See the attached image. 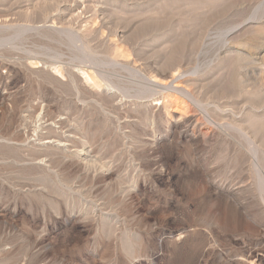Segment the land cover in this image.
Returning a JSON list of instances; mask_svg holds the SVG:
<instances>
[{
  "label": "rangeland",
  "instance_id": "374dc122",
  "mask_svg": "<svg viewBox=\"0 0 264 264\" xmlns=\"http://www.w3.org/2000/svg\"><path fill=\"white\" fill-rule=\"evenodd\" d=\"M0 264H264V0H0Z\"/></svg>",
  "mask_w": 264,
  "mask_h": 264
},
{
  "label": "bare ground",
  "instance_id": "6f19581e",
  "mask_svg": "<svg viewBox=\"0 0 264 264\" xmlns=\"http://www.w3.org/2000/svg\"><path fill=\"white\" fill-rule=\"evenodd\" d=\"M58 1V0H57ZM67 1V0H66ZM57 3V2H56ZM63 3V2H62ZM24 4V3H23ZM60 5V4H59ZM20 12V11H19ZM161 73V72H160ZM160 75V74H159ZM176 75V74H175ZM161 77H163V76H161ZM172 79H175V77L174 76H172ZM149 81V80H148ZM173 81V80H172ZM165 85V84H164ZM179 85V84H178ZM178 85L176 86V87H178ZM180 86V85H179ZM163 87V86H162ZM175 87V86H174ZM161 89V88H160ZM182 89H184V88H182ZM174 90L175 91H177V92H182L181 91V89H178V88H174ZM147 91V90H146ZM163 91V90H162ZM188 91V90H187ZM189 94V93H188ZM166 98V97H165ZM43 142V141H42ZM56 142V141H55ZM48 143V142H47ZM87 156V155H86ZM254 163V162H253ZM216 186V185H215ZM240 186V185H239ZM217 188H219V187H217ZM231 191V190H230ZM217 192V191H216ZM227 192V191H226ZM231 193V192H230ZM232 201V200H231ZM236 201V200H235ZM237 204V203H236Z\"/></svg>",
  "mask_w": 264,
  "mask_h": 264
}]
</instances>
